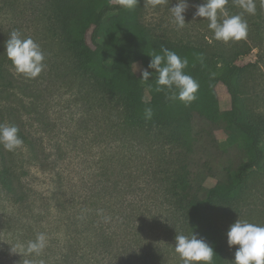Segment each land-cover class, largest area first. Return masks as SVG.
<instances>
[{"label":"trees","instance_id":"obj_1","mask_svg":"<svg viewBox=\"0 0 264 264\" xmlns=\"http://www.w3.org/2000/svg\"><path fill=\"white\" fill-rule=\"evenodd\" d=\"M53 2L66 55L88 76L91 87L117 99L121 124L132 141L136 132L150 140V130L164 131L167 151L176 152L181 164L169 161L172 168L161 182L150 177L127 186L82 180L76 183V199L67 198L61 153L52 159L39 139L11 121L29 147L31 167L48 174L49 187L47 191L28 187L23 182L28 172L19 174L20 168L0 150V200L7 202L0 208V264H110L112 252L116 264H137L140 243L157 231L169 234L168 218L158 212L168 217L180 211L178 207L188 222L186 235L193 232L213 247L212 264H225L226 238L210 211L241 193L264 163L261 127L248 118L240 98L241 68L221 52L175 45L148 33L136 18L139 5L127 9L119 0ZM161 47L186 58L185 73L199 83L197 99L188 106L155 91L156 74L148 68V55L162 54ZM138 65L152 72L148 87L140 81ZM219 84L230 97L227 110L219 106ZM149 107L153 114L146 119L144 110ZM208 181L213 185L207 186ZM105 216L110 217L108 222ZM25 220L30 221L27 226ZM39 233L47 234V246L38 256L26 253L21 245Z\"/></svg>","mask_w":264,"mask_h":264},{"label":"rangeland","instance_id":"obj_2","mask_svg":"<svg viewBox=\"0 0 264 264\" xmlns=\"http://www.w3.org/2000/svg\"><path fill=\"white\" fill-rule=\"evenodd\" d=\"M177 2L137 0L136 18L148 33L162 41L221 52L226 61L241 68L237 78L240 98L248 118L261 127L264 151V0H255V15L244 12L236 0H228L225 7L229 15L241 14L248 24L246 39L228 43L213 39L206 18H194L197 6L204 0H185L188 5L183 13L186 25L178 29L169 11ZM53 7V0H0V123L11 125L14 121L23 125L42 142L52 159L61 153L63 160L59 163L57 159V162L60 170L65 171L67 198L76 199V183L82 180L94 184L119 181L127 186L144 183L150 177L155 182L165 180L163 173L168 176L171 164H181L176 152L167 151L165 132L150 130L148 135L157 143L155 146L142 131L136 132L137 139L132 141L121 124L117 99L91 87L88 76L66 55L57 34ZM218 19L223 17L218 14ZM13 30L31 37L45 53L46 68L37 78L17 75L3 55V45ZM137 70L141 74L144 69L138 65ZM217 94L220 108L229 109L230 97L223 85L217 86ZM0 150L20 168L19 174L28 172L23 176L28 187L32 185L47 191L49 176L31 167L28 145L23 143L14 152ZM206 185L211 186L213 182L208 181ZM1 203L7 202L0 200V208ZM179 209L168 217L164 211L158 212L160 217L168 218L169 234L157 231L140 243L138 255L141 257L137 264H183L172 247L176 233H188L184 230L188 229V222ZM210 215L226 238L225 264H231L238 246L229 248L227 245L230 225L240 218L264 226V163L249 176L241 193L218 205ZM29 222L23 223L27 226ZM173 222L174 227H171ZM113 253L108 257L110 264L117 263Z\"/></svg>","mask_w":264,"mask_h":264},{"label":"clouds","instance_id":"obj_3","mask_svg":"<svg viewBox=\"0 0 264 264\" xmlns=\"http://www.w3.org/2000/svg\"><path fill=\"white\" fill-rule=\"evenodd\" d=\"M154 2L161 3L163 0H154ZM236 2L247 14H256L255 0H236ZM227 3L228 0H204V3L197 6L194 18L207 19L208 28L216 41L228 43L246 39L247 21L241 14L229 15L225 7ZM119 5L132 9L137 5V0H119ZM187 7L185 0H178L176 5L169 9L178 29L186 25L183 13ZM218 14L223 17L222 20L218 19ZM3 47V55L11 62L17 75L34 79L45 70V53L40 45L31 37H24L19 30L10 32ZM161 53L153 52L148 55L150 57L148 68L153 69L156 74L155 91L164 92L168 100H178L186 106L190 105L197 99L199 83L184 71L188 66V60L165 47H161ZM150 76L152 72L145 69L141 72L140 81L146 83ZM144 112L145 118L151 119L152 109L146 108ZM18 133L17 126L0 123V147L7 152L21 148L23 140ZM103 218L105 222L110 220L107 216ZM226 237L229 248L238 246L231 264H264V226L238 218L230 225ZM47 243V234L39 233L34 240L28 241L26 246L21 245V247L26 253L38 256ZM172 247L183 264H212L213 257L216 256L213 247L193 232L190 235L176 233ZM11 252L17 254L13 249Z\"/></svg>","mask_w":264,"mask_h":264}]
</instances>
